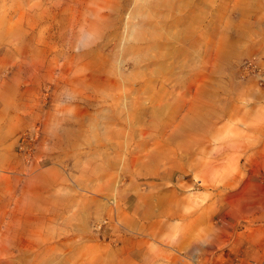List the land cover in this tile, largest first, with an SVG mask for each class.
Returning <instances> with one entry per match:
<instances>
[{"label": "rangeland", "instance_id": "rangeland-1", "mask_svg": "<svg viewBox=\"0 0 264 264\" xmlns=\"http://www.w3.org/2000/svg\"><path fill=\"white\" fill-rule=\"evenodd\" d=\"M263 245L264 0H0V264Z\"/></svg>", "mask_w": 264, "mask_h": 264}, {"label": "crops", "instance_id": "crops-1", "mask_svg": "<svg viewBox=\"0 0 264 264\" xmlns=\"http://www.w3.org/2000/svg\"><path fill=\"white\" fill-rule=\"evenodd\" d=\"M263 249H264V245L262 246V248L259 251L261 255H263V253H264ZM228 264H232V263L229 262ZM260 264H264V262L262 261V262H260Z\"/></svg>", "mask_w": 264, "mask_h": 264}]
</instances>
